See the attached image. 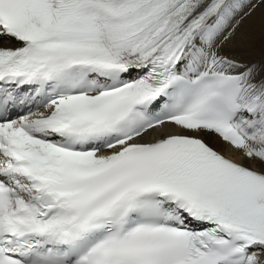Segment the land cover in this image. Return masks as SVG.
Returning a JSON list of instances; mask_svg holds the SVG:
<instances>
[{"label":"snow or ice","instance_id":"1","mask_svg":"<svg viewBox=\"0 0 264 264\" xmlns=\"http://www.w3.org/2000/svg\"><path fill=\"white\" fill-rule=\"evenodd\" d=\"M0 264H264V0H0Z\"/></svg>","mask_w":264,"mask_h":264}]
</instances>
